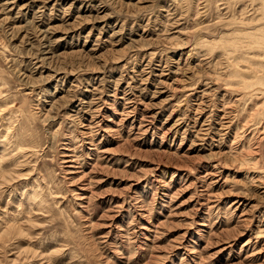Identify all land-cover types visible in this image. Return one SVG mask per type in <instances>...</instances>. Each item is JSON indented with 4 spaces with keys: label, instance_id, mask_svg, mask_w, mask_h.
Listing matches in <instances>:
<instances>
[{
    "label": "rangeland",
    "instance_id": "obj_1",
    "mask_svg": "<svg viewBox=\"0 0 264 264\" xmlns=\"http://www.w3.org/2000/svg\"><path fill=\"white\" fill-rule=\"evenodd\" d=\"M0 264H264V0H0Z\"/></svg>",
    "mask_w": 264,
    "mask_h": 264
}]
</instances>
